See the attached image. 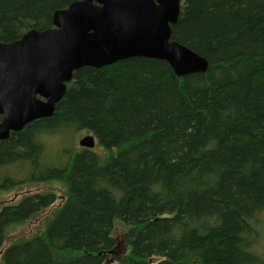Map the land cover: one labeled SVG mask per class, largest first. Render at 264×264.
<instances>
[{
    "label": "trees",
    "instance_id": "obj_1",
    "mask_svg": "<svg viewBox=\"0 0 264 264\" xmlns=\"http://www.w3.org/2000/svg\"><path fill=\"white\" fill-rule=\"evenodd\" d=\"M77 1L0 0V43L52 28ZM180 1L171 39L208 61L204 74L145 58L84 67L51 118L0 142V193L63 188L0 207V264H264L251 241L264 211V0ZM64 127L95 147L44 162L41 136ZM51 206L43 228L5 246ZM115 222L127 250L109 262Z\"/></svg>",
    "mask_w": 264,
    "mask_h": 264
},
{
    "label": "water",
    "instance_id": "obj_2",
    "mask_svg": "<svg viewBox=\"0 0 264 264\" xmlns=\"http://www.w3.org/2000/svg\"><path fill=\"white\" fill-rule=\"evenodd\" d=\"M180 0H82L52 15V28L0 43V142L51 118L78 69L132 58L165 62L174 76L204 74L208 61L171 39ZM79 147H95L92 135Z\"/></svg>",
    "mask_w": 264,
    "mask_h": 264
},
{
    "label": "rangeland",
    "instance_id": "obj_3",
    "mask_svg": "<svg viewBox=\"0 0 264 264\" xmlns=\"http://www.w3.org/2000/svg\"><path fill=\"white\" fill-rule=\"evenodd\" d=\"M87 135L89 134L86 131H74L71 130L70 127L69 129H65V127L60 128L55 134L42 135L40 142L44 147V157H46L44 162L54 165L63 163L65 158L63 153L68 151L69 148L80 149L78 147V141ZM52 187H54L53 191L57 196H62L63 188L61 185H57L54 182H43L38 184H26L25 182L13 190L0 193V207L5 204L17 202V200L20 199L19 194L21 192L29 194L44 193ZM60 201L61 199H57L53 206L58 205ZM53 206L42 211L36 217L29 219L22 225L9 228L7 231L5 246L17 242L22 237L28 238L34 235L38 229L43 228V225ZM252 229L254 230L253 236L251 235V241L252 244H254L253 253L262 256V251L264 250V211L256 216L255 220L252 222ZM124 231L125 227L123 224L115 222L113 238L116 242V247H114V249L109 253V262H111L114 256L124 254L127 250V247L121 243V236Z\"/></svg>",
    "mask_w": 264,
    "mask_h": 264
},
{
    "label": "flooded vegetation",
    "instance_id": "obj_4",
    "mask_svg": "<svg viewBox=\"0 0 264 264\" xmlns=\"http://www.w3.org/2000/svg\"><path fill=\"white\" fill-rule=\"evenodd\" d=\"M44 135V134H43ZM12 204V203H11ZM5 205H9V204H5ZM4 205H2L1 207H3Z\"/></svg>",
    "mask_w": 264,
    "mask_h": 264
}]
</instances>
